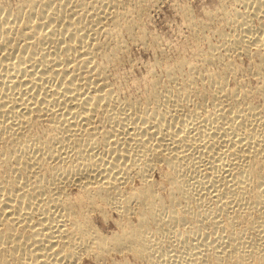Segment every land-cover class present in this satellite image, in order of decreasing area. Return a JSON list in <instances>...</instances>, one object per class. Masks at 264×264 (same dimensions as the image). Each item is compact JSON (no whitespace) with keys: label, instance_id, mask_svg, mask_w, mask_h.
Here are the masks:
<instances>
[{"label":"bare ground","instance_id":"bare-ground-1","mask_svg":"<svg viewBox=\"0 0 264 264\" xmlns=\"http://www.w3.org/2000/svg\"><path fill=\"white\" fill-rule=\"evenodd\" d=\"M147 1L17 0L12 6L0 0V264H69L79 247L98 260L109 250L127 249L152 264H174L173 259L169 262V246L160 248L161 239L159 249H153L150 233L170 229L175 234L178 226L185 222L194 226L198 220L222 231L211 246L214 238L202 243L203 226L197 229L199 237L189 226L201 237L200 246L211 243L215 248L208 251L211 264H247V260L264 264V105L258 108L251 102L257 92L264 95V78L251 98L244 88L228 86V77L234 80V73L241 71L227 56L236 52L258 58L256 74L264 67V24L263 29L254 28L255 19H249L264 18V0H242L244 12L222 13L241 14L234 19L243 25L241 34L222 36L221 45L196 58L203 65L217 63L220 70L203 66L204 72H199L197 62L186 60V64L180 58L166 66L168 74L185 65L190 69L178 84L175 77L171 79L175 89L158 96L159 79L152 80V89L141 101L127 100L115 108L113 91L104 80L109 67L105 65L125 56L120 29L137 43L149 39L135 29ZM180 12L183 18H193L187 6ZM197 96L202 102L214 99L209 100L214 112H203L205 100L198 101L202 107H190ZM10 161L12 169L7 168ZM158 163L168 169L164 175L171 193L166 202L150 179L149 172ZM131 174H137L142 184L123 193L121 186L129 185ZM69 185L78 194L67 192ZM135 201L136 210L131 205ZM203 201L212 205L206 212L197 207ZM183 202L197 203V210L178 208ZM107 207L123 222L118 233L101 236L90 214L105 215ZM131 215L136 216L134 225ZM254 226L263 232L256 239L247 235ZM183 240L181 250L188 241ZM197 244L188 241L190 247L183 248ZM200 246L194 254L189 250L191 260ZM204 257L199 259L203 262Z\"/></svg>","mask_w":264,"mask_h":264},{"label":"rangeland","instance_id":"rangeland-1","mask_svg":"<svg viewBox=\"0 0 264 264\" xmlns=\"http://www.w3.org/2000/svg\"><path fill=\"white\" fill-rule=\"evenodd\" d=\"M3 3L6 2L7 5H15V3L17 2V0H1ZM16 1V2H15ZM149 1V2H148ZM147 1V4L145 5L146 8H145V12L143 14V18H140L138 21H137V28H135L136 30H143L145 35H146V40L147 38H149L147 41H145V44H140V43H137L139 42L138 40L136 41V39H133L132 37H129L128 35H126V32L124 31V29H120L119 33H118V36L120 37V39L123 40L124 42V45H125V56L123 57V59L119 62H115L114 63H110L108 65H105V68L108 67L105 71V77H104V80L105 82L107 81L109 85V87L112 89V94H113V97L115 99V101L113 102V105L115 108H118V106H122V103L126 104L127 103V100L129 102H132V101H141L143 99V97L146 95V93L152 89V80H158L159 79V84L158 86L155 88V92H157L156 94L158 96H161L163 94V92L165 93L166 91L168 90H172V89H175L173 86L175 85V81H176V84H178L177 82H180L182 81L183 78L186 77V75L189 73L188 71L190 70L188 68L187 65H185L184 67L182 68H177V71L171 73V74H168V71H167V64H174L178 59H183V60H189L188 62L190 63H195L197 62L196 66H197V70L199 72H204V69H203V66L206 67L209 71L211 70H220L221 66L218 65L217 63H214V64H208V65H203L201 64L202 61L200 60L202 58L203 55L206 54L207 51H209V48H211L212 46H218L222 44L221 41H223V37H237V33L241 34L242 32V28L243 25H241V23L239 22V20H235L236 18H239L237 17L238 15H241V14H237L235 17L234 15H223L226 12H229L230 11H241L244 12V4L242 3V0H148ZM232 1V2H231ZM236 1V3H234ZM15 2V3H14ZM153 2V3H152ZM14 3V4H13ZM233 3V4H232ZM223 5V8L222 6ZM148 5V6H147ZM235 5V6H234ZM182 6H187L190 10V13H192V17L193 18H183L182 17V14L180 12V8ZM225 6V7H224ZM220 7V8H219ZM226 8V9H225ZM228 10V11H227ZM216 12V14L218 15V13L220 12V16L216 15V16H207V14L209 12ZM223 13V14H222ZM222 14V15H221ZM243 15V14H242ZM247 15V14H246ZM227 16V17H226ZM249 16V14L247 15ZM209 17L211 19V21L209 20ZM232 17V18H231ZM251 17V25L254 26V28H258V27H261L262 24H264V18L263 17H259V21H258V17H253L252 16H249V19ZM222 18V19H221ZM227 18V19H226ZM261 18H263L261 20ZM193 19V20H192ZM142 20V21H141ZM189 20V21H188ZM195 20V21H194ZM229 20V21H228ZM188 21V22H187ZM194 21V23H193ZM222 21V22H221ZM262 21V22H261ZM143 22V23H142ZM192 22V24H191ZM260 22V23H259ZM190 23V24H189ZM197 23V24H195ZM211 23V24H210ZM240 23V24H239ZM202 24V25H201ZM209 24V25H208ZM260 24V25H259ZM198 25V26H196ZM204 25V26H203ZM238 25V26H237ZM259 25V26H258ZM202 26V27H201ZM223 26V27H222ZM237 26V27H236ZM200 27V28H199ZM263 29V27H261ZM194 29V31H193ZM201 29V30H200ZM205 29V30H204ZM197 30V31H195ZM210 30V31H208ZM214 31V32H213ZM208 32V33H207ZM213 32V33H212ZM216 32H219V33H216ZM201 35H199V34ZM222 33V34H221ZM236 33V35H235ZM221 34V35H220ZM152 36V37H151ZM200 36V37H198ZM195 38V39H194ZM196 38L198 39V41H200V43L196 40ZM200 38V40H199ZM203 38V39H202ZM205 39V41H204ZM150 40V41H149ZM136 41V42H135ZM220 41V42H219ZM195 43V44H194ZM197 43V45H196ZM204 43V44H203ZM221 43V44H220ZM145 45V46H144ZM199 45V46H198ZM199 47V48H198ZM207 48V49H206ZM200 49V50H199ZM197 50V51H196ZM203 50V51H201ZM261 50H263L264 52V49L261 48ZM196 51V52H195ZM200 51V52H199ZM203 52V53H202ZM202 53V54H200ZM236 55L234 56V58L232 57L233 54ZM198 54V56H197ZM262 56H264V53H261ZM200 55V56H199ZM244 55V56H243ZM230 59H232L233 62H235V64L238 66V68L242 69V70H239L238 71H241L240 72H235L234 73V76H236V79H239L238 81L236 79L233 80V78L228 77V86H231L233 83L235 84L234 87H242L244 88L245 90L243 91H246L245 93L248 94V97L251 98L250 96L251 93H255L257 92L256 91V88L255 86L256 85H260L263 84V78L264 76H262L264 74V67L262 68V70L260 69L258 71V74L255 68L257 66V63L259 62V60H257L258 58L256 57H249L247 56L246 54H243V53H236V52H230L228 53L227 55ZM231 56V57H230ZM247 56V57H246ZM200 58L199 60L196 58ZM193 58V59H192ZM255 58V59H254ZM125 59V60H124ZM175 59V60H174ZM251 59L253 60L254 63L251 62ZM235 60V61H234ZM99 61V59H98ZM187 61H186V64H187ZM199 61V62H198ZM201 61V63H200ZM258 61V62H257ZM119 63V64H118ZM113 64L115 66H113ZM200 65V66H199ZM202 65V66H201ZM210 65V66H209ZM215 65V66H214ZM251 65H255L254 67V70H253V66ZM220 66V67H219ZM115 67V68H114ZM110 68V69H109ZM205 68V69H206ZM211 68V70L209 69ZM251 68V69H250ZM189 69V70H188ZM205 70V71H208V70ZM110 70V72H109ZM151 70V71H150ZM183 70V71H182ZM201 70V71H200ZM166 71V72H165ZM179 71V73H178ZM182 71V74L180 73ZM187 71V72H185ZM255 73H254V72ZM213 72V71H212ZM216 72V71H214ZM178 73V75H177ZM260 73L262 75H260ZM174 74H176V77ZM237 74V75H236ZM256 74V75H255ZM152 75V76H151ZM169 76V77H167ZM173 76V77H172ZM180 76V77H179ZM232 76V77H234ZM171 77V78H170ZM176 78V80L174 81V79L171 81L172 78ZM182 77V79H180ZM260 77V78H259ZM263 77V78H262ZM157 78V79H155ZM165 78V79H164ZM170 78V79H169ZM235 78V77H234ZM262 78V79H261ZM151 79V80H149ZM167 79V80H166ZM179 79V80H178ZM117 80V81H116ZM149 80V81H148ZM165 80V81H164ZM151 81V82H150ZM168 81V82H167ZM171 81V82H170ZM167 82V84H166ZM173 82V83H172ZM236 82V83H235ZM260 82V83H259ZM161 83V84H160ZM241 85H239V84ZM113 86H112V85ZM164 84V85H163ZM174 84V85H173ZM231 84V85H230ZM238 84V86L236 85ZM148 85V86H147ZM150 85V86H149ZM160 85V86H159ZM163 85V86H162ZM197 85V84H196ZM176 86V85H175ZM198 87L201 86V83L198 82ZM231 86V87H232ZM115 87V88H114ZM149 87V88H148ZM161 87V88H160ZM249 89V91L246 89ZM257 87V86H256ZM257 87V90L258 88ZM172 88V89H171ZM241 88V89H242ZM159 89V90H158ZM167 89V90H165ZM255 89V90H254ZM116 90V91H115ZM163 91V92H162ZM161 92V93H159ZM159 93V94H158ZM253 93V95H254ZM140 94V95H139ZM161 94V95H160ZM246 94V95H247ZM137 95L140 97V100L139 97H137ZM250 95V96H249ZM263 94H260L258 96V92H257V95L255 94L254 95V98L252 97L251 99V102L252 100H254L252 103L254 105H256V107L260 108L264 105V95L262 96ZM131 96V97H130ZM134 100H133V99ZM136 98V99H135ZM246 99V102H248V99ZM195 99V100H194ZM194 99L191 100V103H189L190 107L191 106H194V105H199L202 107V105L204 104V100H205V104L203 106V108L208 111H203V108H201V111H203L204 113H209V112H214V104L211 105V103H214V99H212L211 97H209V99H202L203 102L201 101V98L199 96L197 97H194ZM211 99V101L213 102H209V100ZM263 99V100H262ZM126 100V101H125ZM208 102H207V101ZM250 100V99H249ZM122 101H125V102H122ZM196 101V103L194 102ZM202 102V103H199V102ZM250 102V101H249ZM255 102V103H254ZM263 102V103H262ZM115 103V104H114ZM198 103V104H197ZM258 103V104H257ZM261 103V104H259ZM202 104V105H201ZM210 104V105H208ZM258 105V106H257ZM262 105V106H260ZM207 106V107H206ZM212 106V107H211ZM150 108H152V105H150ZM102 125V124H101ZM9 163V162H8ZM160 166H159V165ZM156 165V169L153 168L152 170H150L149 174H151V177L150 179L153 181L154 185H153V188L157 191V194L159 193V197L164 200L165 202L167 201V199L169 198V195H170V186H169V183L168 181L166 180V177H165V172L168 170L167 169V166L166 164L164 163H158ZM9 166H7L8 169H12V166L14 164H12V161H10V163L8 164ZM158 167V168H157ZM162 167V168H161ZM164 167V168H163ZM163 169V170H162ZM162 170V171H161ZM161 172H164V173H161ZM163 177H162V176ZM134 176V177H133ZM150 176V175H149ZM131 179L129 180V185H126V184H122L123 187L127 190H124V188L121 186V189L123 190V193L127 192L128 190L131 191L132 188L135 189L138 188V186L140 187L141 186V182L140 181V178L137 177V174H131ZM136 177V178H135ZM134 178V179H133ZM139 180H138V179ZM1 180V179H0ZM132 184H131V183ZM139 182V184H138ZM164 182V183H163ZM166 182V183H165ZM134 183V184H133ZM163 183V184H162ZM165 184H168L165 185ZM127 186V187H126ZM165 186V187H164ZM77 188L74 186H71L69 185L68 187L66 186V191L69 192L71 195H76L78 194V190H76ZM169 191H168V190ZM164 190V191H163ZM77 191V192H76ZM76 192V193H75ZM176 194V193H175ZM168 196V197H167ZM164 198V199H163ZM205 203V204H203ZM192 204V202H191ZM189 204L190 206H188V204H185L184 202L181 203L180 207L178 208H181V207H186L188 206L190 209L193 208V211H196L197 208H196V204ZM131 205L133 206L132 208L135 209L134 206H137L136 205V201L133 203H131ZM201 207L200 206H197L199 207V210H204L205 212L208 211L210 208L209 206L211 205L210 203L206 202V201H203L201 203ZM203 205H204V209H203ZM187 207V208H188ZM195 207V208H194ZM212 207V205L210 206ZM206 208V209H205ZM110 209V210H109ZM196 209V210H195ZM106 210H109V211H105V215L103 213L100 214L99 211H96V213H92L91 211V219L90 221L92 220V218L94 220H92L95 228L100 232V235L101 236H110L111 232H113V234H116L118 233V229L120 230V224L121 222H123V218H122V221H121V218L118 216V214H115V212L107 207ZM136 210V209H135ZM101 215H99L98 213ZM117 215V218L116 216ZM131 217V220L129 222H131L133 225L136 224L137 220H135V215L134 216H130ZM134 217V220L132 219ZM120 218V219H119ZM115 219H117V221H115ZM130 218L128 217V220ZM134 221H136L135 223H133ZM199 221V220H198ZM197 221V222H198ZM193 222L194 226H191L189 225L190 222H187L189 224H186L184 223L182 226H178L177 228L179 229H173L174 231H179V232H182L184 234H186L187 236H184L183 233H180L181 236L177 237L175 234H178L177 232H171L170 229H165L167 232H165L164 229H161L159 231H157L156 229V232L153 231L150 233V236L151 239L153 240V237H155L154 240H156V237H157V234L159 235L157 237L158 241L155 242L154 240V243L153 241L150 239V236H148V238L152 241H150V244L153 246V249L156 251L159 249H157V246L159 247V245L157 244H161L159 243V239L162 240V237L163 239L165 240H168L166 242V240H160V242H162L163 245H161V249L165 250V247H167L166 245H168L169 247L166 248V250H170L167 251L169 252L168 255H170L168 258L171 259L169 262L173 263L174 264H190L193 262H195V264H205V260H206V264H211L210 261H209V255L211 252L213 253L214 251V247H212L211 249V246H215L216 245V240H215V236H219L221 229L218 228V229H215V228H210L209 224H206L203 222ZM197 223V224H196ZM196 224V225H195ZM203 224V225H202ZM154 224L152 223L151 226H153ZM186 225V226H185ZM189 226L191 227L192 230L190 231H193L195 234H197L198 236V233H197V229H200L199 227H201V231L202 232L200 235L202 236L203 240L200 239L194 235V233H191L188 229H189ZM198 226V228H197ZM242 226V225H241ZM119 227V228H118ZM154 227V226H153ZM184 227V229H183ZM205 227H206V230H205ZM243 227V226H242ZM240 226H238V228H242ZM182 228V229H181ZM186 228V230H185ZM209 228V229H208ZM100 229V230H99ZM256 232H255V230ZM182 230V231H181ZM188 232H185L187 231ZM196 230V232H195ZM214 230V231H213ZM216 230V231H215ZM258 230V231H257ZM199 231V230H198ZM213 231V233H212ZM219 231V232H218ZM116 232V233H114ZM164 232V233H163ZM199 232V233H200ZM209 232V233H208ZM211 232V233H210ZM249 232V231H248ZM169 236V234H171ZM206 233V234H205ZM218 233V235H216ZM250 234H247L249 236H252L253 239H256L258 238L257 236L262 235L263 232L260 231V229H257V227H253L252 230L250 229ZM256 233V234H255ZM259 233V234H258ZM149 233H147L146 235H148ZM152 234V235H151ZM153 234H155V236H153ZM163 234H165L163 236ZM183 234V235H182ZM193 234V235H192ZM210 236V238L207 236ZM213 234V235H212ZM255 234V235H254ZM223 235V233H222ZM221 235V236H222ZM257 235V236H256ZM168 236V237H167ZM183 236V238H182ZM208 238H206V237ZM161 237V238H160ZM166 237V238H165ZM177 237V240L173 239ZM196 239V241L193 239ZM216 237V238H217ZM169 238V239H168ZM179 238V239H178ZM188 241H190V245L192 244H195L196 242L198 243L196 245V247L199 248V244L201 243L200 241H204L202 243H206V239L209 241L211 238H214V242H213V239H211V246L207 245V247H205L204 244H201L200 246V249L198 250H205L204 252H207L208 253H205L203 254V252L200 251V253H198L197 256H195V261L191 260L193 257V255H189V250L193 247L191 246V248L188 250H184L183 247L186 248H189L190 245L187 246L188 244V241H186V246H183L182 247V250L183 252L181 253L180 251L181 250V243H183L185 245V242H183L184 240L183 239H186ZM189 238V239H188ZM205 238V239H204ZM171 239H173L174 241H170ZM192 241H191V240ZM179 240V241H178ZM181 240H183L181 242ZM200 240V241H199ZM218 241V240H217ZM256 241V240H255ZM179 242V243H178ZM181 242V243H180ZM195 242V243H194ZM245 242V241H244ZM261 242V241H260ZM156 243V244H155ZM178 243V244H177ZM192 243V244H191ZM155 244V245H154ZM245 244H248L247 242H245ZM263 244V243H262ZM157 245V246H156ZM199 245V246H198ZM203 245V246H202ZM163 246V247H162ZM176 246V247H175ZM173 247V248H172ZM175 247V248H174ZM178 247V248H177ZM196 247L194 246V248H192L190 251H192V253L190 252V254H194L195 251H197ZM210 247V248H208ZM170 248V249H169ZM180 249V251H179ZM194 249V250H193ZM78 250V251H77ZM123 250V249H122ZM116 251V249L112 252V250H109V252L107 253L108 255H106L105 258L101 259V260H98L97 259H93L92 257H95L93 254H91V256L89 254H87L86 252L83 251V248L82 247H79V248H76V252H77V257L74 261L72 262H69V264H152L150 263L149 261L146 262L145 260H143L142 258H140L138 255H135L133 254L131 251L127 250V249H124L125 252L123 251ZM175 250V251H174ZM212 250V251H211ZM161 251V250H160ZM187 251V252H185ZM174 254H173V253ZM194 252V253H193ZM120 253V254H119ZM177 253V254H175ZM87 254V255H86ZM173 254V255H172ZM189 257H188V255ZM206 255L205 257L203 255ZM176 255V256H175ZM180 255V256H178ZM185 255V256H184ZM204 257L205 259H203V262L201 261L202 259L199 257ZM199 256V257H198ZM173 257V258H172ZM198 257V260L199 261H196ZM175 258V259H174ZM79 261H78V260ZM167 259V258H166ZM173 259V261H172ZM186 260V261H185ZM193 261V262H189V261ZM99 261V262H98ZM172 261V262H171ZM201 261V262H200ZM250 261V260H249ZM248 260L246 261L247 264H256V262L254 261H250L249 262ZM198 262V263H196Z\"/></svg>","mask_w":264,"mask_h":264}]
</instances>
